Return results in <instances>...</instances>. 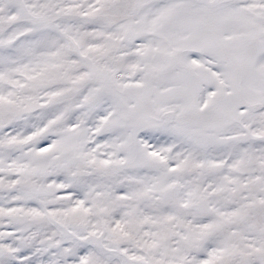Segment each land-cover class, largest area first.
<instances>
[{"label": "snow or ice", "instance_id": "1", "mask_svg": "<svg viewBox=\"0 0 264 264\" xmlns=\"http://www.w3.org/2000/svg\"><path fill=\"white\" fill-rule=\"evenodd\" d=\"M0 264H264V0H0Z\"/></svg>", "mask_w": 264, "mask_h": 264}]
</instances>
